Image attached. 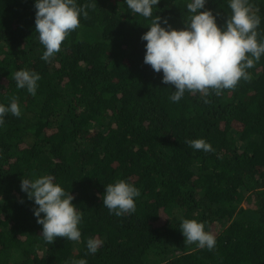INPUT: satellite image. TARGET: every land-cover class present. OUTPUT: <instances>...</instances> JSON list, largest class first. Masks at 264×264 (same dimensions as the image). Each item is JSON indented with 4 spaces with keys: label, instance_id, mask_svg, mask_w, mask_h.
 Masks as SVG:
<instances>
[{
    "label": "trees",
    "instance_id": "16d2710c",
    "mask_svg": "<svg viewBox=\"0 0 264 264\" xmlns=\"http://www.w3.org/2000/svg\"><path fill=\"white\" fill-rule=\"evenodd\" d=\"M190 2L159 0L146 19L126 0H76L97 6L44 61L35 0H0V104L16 97L21 111L0 125V264H264V55L250 81L207 97L186 91L178 102L143 61L151 20L182 29ZM248 2L264 41V0ZM228 5L205 0L222 28ZM21 69L40 75L35 95L16 87ZM195 139L212 151L186 142ZM40 175L73 195L80 241L40 236L37 206L20 187ZM117 179L140 192L135 212L120 217L102 203ZM181 217L204 223L215 248L185 244ZM89 238L103 241L95 254Z\"/></svg>",
    "mask_w": 264,
    "mask_h": 264
},
{
    "label": "clouds",
    "instance_id": "9594fccd",
    "mask_svg": "<svg viewBox=\"0 0 264 264\" xmlns=\"http://www.w3.org/2000/svg\"><path fill=\"white\" fill-rule=\"evenodd\" d=\"M126 3L132 12L147 19L152 17L153 6L159 0H126ZM96 6L95 3L78 6L76 0H35V31L45 49L41 59L50 61L69 34L80 27L81 14L87 19L86 9ZM228 6L231 15L224 20L223 28L217 25L213 12L205 9V0H191L186 5L191 15L184 20V28L162 27V18L157 15L142 34L141 39L146 41L143 61L154 72L163 73V84L174 86L175 91L170 97L173 102L180 101L186 91L204 97L211 92L219 95L222 90L235 89L241 79L251 80L247 70L264 55V41L258 42L256 32L260 18L248 0H229ZM200 9L204 10L198 11ZM163 23L168 24L166 18ZM13 78L17 88H26L28 93L35 95L41 77L35 71L21 69L14 72ZM7 113L16 117L21 115L16 97H12L7 106L0 104V125ZM186 142L196 150L212 151L204 139ZM54 180L51 175L21 179V190L37 206L33 214L36 222L42 225L40 236L48 244L57 237L80 241L82 213L72 203L73 195ZM139 195V189L133 184L117 179L105 186L102 203L109 213L120 217L135 212V198ZM179 229L185 244H196L198 248L210 251L216 246L215 235L205 231L204 223L196 219L181 217ZM102 244L98 238H89L86 246L89 253L95 254ZM65 264L87 262L73 259Z\"/></svg>",
    "mask_w": 264,
    "mask_h": 264
},
{
    "label": "rangeland",
    "instance_id": "374dc122",
    "mask_svg": "<svg viewBox=\"0 0 264 264\" xmlns=\"http://www.w3.org/2000/svg\"><path fill=\"white\" fill-rule=\"evenodd\" d=\"M243 204H244V202L241 203V205H243Z\"/></svg>",
    "mask_w": 264,
    "mask_h": 264
}]
</instances>
